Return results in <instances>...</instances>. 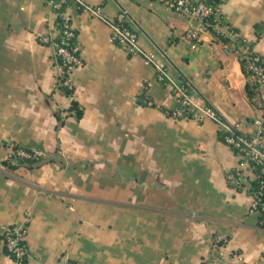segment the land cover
I'll return each instance as SVG.
<instances>
[{
    "label": "crops",
    "instance_id": "crops-1",
    "mask_svg": "<svg viewBox=\"0 0 264 264\" xmlns=\"http://www.w3.org/2000/svg\"><path fill=\"white\" fill-rule=\"evenodd\" d=\"M52 1L0 0V264H11L2 230L13 224L28 229L26 264H207L216 234L227 240L221 264H264V223L250 211L255 179L228 182L240 156L218 124L168 116L175 99L154 67L73 5L62 10L83 63L72 88L58 85L53 50L40 41L54 26ZM85 1L111 20L122 14L173 77L253 131L259 105L235 41L203 27L193 46L186 34L195 23L161 0ZM219 8L264 55V0ZM18 148L51 160L14 164Z\"/></svg>",
    "mask_w": 264,
    "mask_h": 264
},
{
    "label": "built area",
    "instance_id": "built-area-1",
    "mask_svg": "<svg viewBox=\"0 0 264 264\" xmlns=\"http://www.w3.org/2000/svg\"><path fill=\"white\" fill-rule=\"evenodd\" d=\"M163 4L182 15L185 19L195 23L194 31L186 37L196 45L197 32L203 27L212 28L218 34H223L235 41L239 46V53L244 58L250 71V78L255 82L260 99L258 114L253 118V131L244 133L220 116L211 106L203 103L191 91L186 82L173 77L166 63L159 60L153 51L146 50L139 41V35L124 20L121 14L115 20L107 18L101 6L91 5L85 0H57L52 1L56 12L53 28L40 41L51 46L56 60V83L72 88L71 74L74 69L82 65L81 46L76 40V32L71 16L62 10L65 5H73L79 10L104 20L111 28L113 43L123 46L132 55L141 56L146 64L154 67L156 79L167 85L175 99V106L165 110V113L174 119H193L203 122L206 119L215 121L220 127V134L226 142L240 156L238 166L228 173V182L240 187L245 181V174L257 180V187L251 191V212L260 215V223H264V55L257 53L248 42L234 31L224 21L220 14L219 3L202 0H161ZM214 18V21L210 20ZM240 40H239V39ZM14 155L20 158H32L36 154L18 148ZM28 229L23 224L6 226L2 230L4 246L11 258V264H26L29 256L26 242ZM226 239L216 234L213 239L211 254L207 264H221L224 258Z\"/></svg>",
    "mask_w": 264,
    "mask_h": 264
},
{
    "label": "trees",
    "instance_id": "trees-1",
    "mask_svg": "<svg viewBox=\"0 0 264 264\" xmlns=\"http://www.w3.org/2000/svg\"><path fill=\"white\" fill-rule=\"evenodd\" d=\"M202 1L209 2V3L212 2V1H215V2L219 3V0H202ZM210 20L214 21V18H211ZM208 29H211L213 31L212 28H208ZM234 31H235V29H234ZM219 37H222V40L225 41V42H230V39L227 36L220 35ZM235 49H238L237 46L235 47ZM240 61H241V64H242V69H243V71H244V73H245V75L247 77L248 97L255 105H259V107H260V99H259L257 86H256L255 82L250 78V71L248 69V65L245 62L244 58L241 56V54H240ZM184 82H186V81H184ZM187 84H188L190 90H192V88L189 85V83H187ZM18 159L19 158H17V157H13L12 158L13 163L14 164H24V165H26L28 167L36 166L39 163H41L42 161H50L51 160V159H45V158H43L40 155H36L35 157H32V158H22L20 160H18ZM242 183L245 184L246 182H242ZM248 183H249V181H248ZM248 186H249V190L253 191L257 187V180H251V183Z\"/></svg>",
    "mask_w": 264,
    "mask_h": 264
},
{
    "label": "rangeland",
    "instance_id": "rangeland-1",
    "mask_svg": "<svg viewBox=\"0 0 264 264\" xmlns=\"http://www.w3.org/2000/svg\"><path fill=\"white\" fill-rule=\"evenodd\" d=\"M237 48H238V49H237V51H238V50H239V46H237ZM238 52H239V51H238Z\"/></svg>",
    "mask_w": 264,
    "mask_h": 264
},
{
    "label": "water",
    "instance_id": "water-1",
    "mask_svg": "<svg viewBox=\"0 0 264 264\" xmlns=\"http://www.w3.org/2000/svg\"><path fill=\"white\" fill-rule=\"evenodd\" d=\"M68 264H71V263H68Z\"/></svg>",
    "mask_w": 264,
    "mask_h": 264
}]
</instances>
